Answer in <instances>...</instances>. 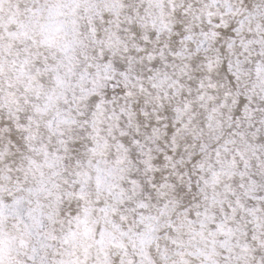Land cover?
Wrapping results in <instances>:
<instances>
[{
    "label": "snow or ice",
    "instance_id": "1",
    "mask_svg": "<svg viewBox=\"0 0 264 264\" xmlns=\"http://www.w3.org/2000/svg\"><path fill=\"white\" fill-rule=\"evenodd\" d=\"M0 264H264V0H0Z\"/></svg>",
    "mask_w": 264,
    "mask_h": 264
}]
</instances>
